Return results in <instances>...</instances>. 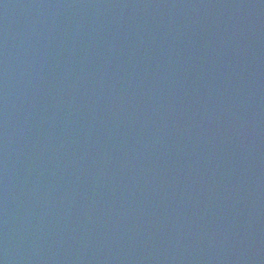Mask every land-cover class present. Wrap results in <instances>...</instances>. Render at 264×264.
Wrapping results in <instances>:
<instances>
[{
    "label": "water",
    "instance_id": "95a60500",
    "mask_svg": "<svg viewBox=\"0 0 264 264\" xmlns=\"http://www.w3.org/2000/svg\"><path fill=\"white\" fill-rule=\"evenodd\" d=\"M0 264H264V0H0Z\"/></svg>",
    "mask_w": 264,
    "mask_h": 264
}]
</instances>
